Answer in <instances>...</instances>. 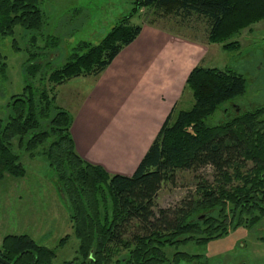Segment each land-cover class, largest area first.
<instances>
[{"label": "trees", "instance_id": "16d2710c", "mask_svg": "<svg viewBox=\"0 0 264 264\" xmlns=\"http://www.w3.org/2000/svg\"><path fill=\"white\" fill-rule=\"evenodd\" d=\"M38 5L39 0H0V38L11 35L16 25L38 32ZM141 9L171 14L181 22L191 17L202 21L206 42L225 52L237 51L238 42L230 39L264 19V0H132L129 13L97 44L78 43L48 73L47 87L25 85L11 96L8 120H0V180L5 174L24 175L11 150L12 139L30 157L35 151L43 156L77 241V257L62 264L189 262L194 257L175 251L168 256L166 251L204 245L264 218V106L217 125L203 122L220 104L244 93L243 78L229 69L195 66L188 72L183 89L191 94V107L174 112L172 106L130 176L108 175L76 154L69 134L72 119L54 105V87L71 78L100 75L139 34L141 26L130 19ZM37 71V65L25 69L27 74ZM201 168L210 169V182L195 177L192 193L173 207H156V193L163 184L174 183L177 171ZM0 258L10 264H51L53 251L25 235L5 236Z\"/></svg>", "mask_w": 264, "mask_h": 264}, {"label": "rangeland", "instance_id": "374dc122", "mask_svg": "<svg viewBox=\"0 0 264 264\" xmlns=\"http://www.w3.org/2000/svg\"><path fill=\"white\" fill-rule=\"evenodd\" d=\"M38 7L42 14V26L38 32L16 25L11 35L0 38L2 123L8 120L11 96L20 94L25 85L47 87L48 73L59 68L79 42L97 44L116 19L127 13L131 6L126 0H39ZM161 14V11L154 14L151 9H141L130 19V23L153 22L158 27L206 41L207 29L202 21L191 17L181 22L178 18H171V14ZM230 40L238 42L237 51L225 52L216 45V51H209L201 67L231 70L243 78L245 90L241 96L220 104L212 115L207 116L203 121L207 126L228 121L234 107L242 113L264 106V19L241 30ZM31 65H37L38 71L25 73ZM93 84L94 77L80 76L55 86L54 105L67 112L72 119ZM183 90L174 112L186 111L192 105L190 92ZM106 109L108 112L101 113L110 119L103 123L112 126L120 119L121 113L113 106ZM10 146L24 169V175L12 178L5 174L0 180V240L8 235H25L39 245L55 249L52 264L73 260L77 241L71 234L67 210L54 188L53 172L37 151L30 157L23 146L18 147L15 138L10 141ZM195 177L208 182L212 180L209 168H201L195 173L177 171L174 183L163 184L156 193V207H173L192 193ZM64 236L66 241L58 247V240ZM173 251L198 255L192 260L194 264H264V218L252 227H238L204 245L178 246L166 253L169 256Z\"/></svg>", "mask_w": 264, "mask_h": 264}, {"label": "crops", "instance_id": "0c3cea01", "mask_svg": "<svg viewBox=\"0 0 264 264\" xmlns=\"http://www.w3.org/2000/svg\"><path fill=\"white\" fill-rule=\"evenodd\" d=\"M126 1L131 6L132 0ZM139 25L137 37L100 75L92 76L94 84L69 128L76 154L108 175L132 174L165 116L176 107L188 72L218 45L153 22ZM110 106L121 113L112 126L103 123L110 118L101 113Z\"/></svg>", "mask_w": 264, "mask_h": 264}, {"label": "flooded vegetation", "instance_id": "af4514ba", "mask_svg": "<svg viewBox=\"0 0 264 264\" xmlns=\"http://www.w3.org/2000/svg\"><path fill=\"white\" fill-rule=\"evenodd\" d=\"M225 112V111H224ZM240 113V110L237 108V107H234V110H233V115H232V117H234V116H236V115H238ZM9 236V235H8ZM10 236H14V235H10ZM20 236V235H19ZM5 237V236H4ZM3 237V238H4ZM65 237V236H64ZM2 238V239H3ZM29 238V237H28ZM63 238V237H62ZM62 238H60V239H62ZM1 239V240H2ZM30 239V238H29ZM59 239V240H60ZM1 240H0V243H1ZM30 240H32V239H30ZM59 240H58V243H59ZM216 240V239H215ZM33 241V240H32ZM66 241V240H65ZM35 244H37L35 241H33ZM57 243V246L58 247H62V246H59V244ZM63 244H64V242H63ZM38 246H40V247H43V248H45V249H47V250H51V251H53V258L51 259V264H52V261L55 259V249H49V248H46V247H44V246H42V245H39V244H37ZM181 246H184V245H181ZM178 247V246H177ZM176 247V248H177ZM175 252H177V253H183V254H187L186 252H183V251H175ZM76 253V252H75ZM187 256H191V257H194L193 259H196V258H198V255H189V254H187ZM76 257H77V255H76ZM75 257V258H76ZM74 258V259H75ZM192 259V260H193ZM189 261V262H185V261H180L178 264H181V263H189V264H194V263H192L193 261ZM69 261H71V260H69ZM63 262H67V261H63ZM63 262H61L60 264H62ZM0 264H10V263H8L7 261H5V260H3L2 258H0ZM195 264H197V263H195Z\"/></svg>", "mask_w": 264, "mask_h": 264}]
</instances>
